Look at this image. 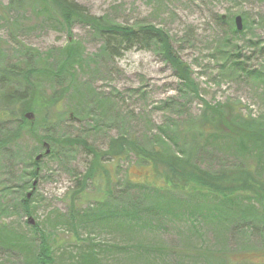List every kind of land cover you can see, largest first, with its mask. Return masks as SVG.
<instances>
[{"label": "rangeland", "instance_id": "obj_1", "mask_svg": "<svg viewBox=\"0 0 264 264\" xmlns=\"http://www.w3.org/2000/svg\"><path fill=\"white\" fill-rule=\"evenodd\" d=\"M76 1L112 22L165 29L172 50L190 70L189 79L175 72L158 46L112 56L88 26L40 13L39 0H0V69L16 64L38 70L27 81L21 73L16 83L0 80V115L13 106L4 98L7 88L25 99L31 94L26 84L33 82L37 107L43 106L42 98L65 94L48 112L25 113L55 156L33 166L46 147L30 132L0 154V225L26 233L32 252L26 256L17 248L0 249V264H37L43 235L53 264H84L82 254L91 250L97 259L92 264H264V191L254 197L259 203L253 212L227 217L208 193L177 192L169 186L165 192L164 180L133 151L104 161L106 170L100 169L82 189L80 180L93 155L80 144L54 142L83 138L104 151L113 138L125 135L145 149L161 150L166 140L212 175L249 167L264 182V149L242 144L218 124L225 115L264 127V0ZM239 15L241 31L236 30ZM67 48H78L83 62L77 57L51 77L46 66L51 61L60 66ZM233 61L242 68L235 70ZM183 81L192 82L194 89ZM25 103L7 120L0 118V138L19 126L18 112ZM211 113L216 114L214 124L207 126L213 132L195 135L192 125ZM205 209L215 210L216 218L202 217ZM104 215L112 216V222H102ZM132 220L135 225H127Z\"/></svg>", "mask_w": 264, "mask_h": 264}, {"label": "trees", "instance_id": "obj_2", "mask_svg": "<svg viewBox=\"0 0 264 264\" xmlns=\"http://www.w3.org/2000/svg\"><path fill=\"white\" fill-rule=\"evenodd\" d=\"M39 2L41 3L40 9L42 10L40 13L45 12L48 13V15H52L51 19H55V17H57L59 20L62 19L65 22H80L82 25L88 26L95 35L102 39L103 49L109 53V55L118 56L121 52L123 53L125 51H129L135 47L146 50L150 49V46H154L156 48L158 46L159 48H157L156 51L159 52V50H161L164 53L159 52L172 66L175 72L179 73L183 78L189 79L190 70L179 59V56L175 53V51L172 50L170 35L165 29L157 27L153 24L139 25V23L137 25H123L114 21L112 22L103 17L92 15L84 5H81L76 0H39ZM51 11H54L56 15L52 14ZM26 51L29 52L30 49H26ZM19 52L22 53L21 49ZM63 54L65 59L62 61L60 66L59 64H52L53 61H51V65L46 66L51 73L50 76L53 78L58 77L57 69H63L65 66L70 67V65H73L74 61H76L77 57L81 63L83 62V59L79 55L78 48L64 49ZM233 62L235 63V70L242 68L239 62ZM15 65L10 64L8 68L0 69V80L4 85H6L8 81L16 83V80L21 78V74H24V80L27 81L28 77L38 73V70H35L34 72V70L30 68V70L27 71L26 68H18ZM26 66L30 67V63ZM186 74H188L187 77L185 76ZM31 83V87L30 84H26V87L29 89V93L31 94L25 99L17 93V90L10 92V88H7L8 90L6 94H4V96L6 95L4 98H6L8 104L13 106H7V108L3 110V114L0 115L2 120H7L12 117L13 111L16 110L18 104L25 101L26 103L20 107L18 112L19 115L17 116V125L19 126L9 130L0 138V154L8 150L11 146L21 142L26 133L29 132L36 136L34 139L40 146L43 147V143H45V138L38 136L34 131V128L32 130L36 121H29L25 117V113L32 110L37 113H43L42 111L44 110H47L48 112L52 106H56L63 100L65 94L61 92L60 95H54L49 101L42 98L43 106L37 107L36 96L38 94V86L33 82ZM183 84L188 89L192 87L194 89L192 82L185 83L183 81ZM43 97H45V95H43ZM209 115L210 116H202L199 125L195 127L192 125L195 135L202 136L205 133H210L211 131L213 132L212 129H209L207 123L214 124V116L216 114L211 113ZM235 117L236 116L228 119L227 116L223 115V117L221 116V119L218 120V124L224 126L229 131L227 134L241 143L252 142L260 145L264 149V127L258 128L252 125L251 123L253 122H250L248 119L245 120L246 124H241ZM54 142L57 145L67 143L71 146H76L80 144L93 155V159L86 173L80 180L82 183H80L82 189L87 181H95L96 173L100 169L106 170V166L103 163L104 161L123 159L127 152L133 151L140 156L144 162L149 163L153 168V171L164 180V185L166 184V186L163 187V189L165 192H169L167 187L169 186L177 190V192H182L184 190L188 191L189 194L206 195V193H208L214 201L219 200V210L222 208L224 213H227V217L230 216V213L237 214L239 211H241L240 213L253 212L254 209H256L255 204L259 203V199L254 197L259 196L264 191L263 180L256 177L249 167H240L238 170L232 169L223 171L222 174L215 176L202 169L196 161L183 158L184 155L180 154L177 150H173L166 140H164L163 148L161 147V150L156 148L151 150L145 149L142 145L137 144L134 140L127 138L125 135L113 138L109 143L108 148L104 151L98 150L83 138H67L65 140H55ZM55 155L56 150L53 149L49 155L44 157H53ZM43 158L41 160H43ZM39 162L32 161V164L33 166L38 165ZM37 172L38 170L36 169L33 174H37ZM240 192H247L248 197L246 199H238L236 194ZM27 202V199L22 201V203ZM29 203H31V200H29ZM210 211L209 209L203 210L201 212V216L204 217L208 213L216 218L215 210L212 209ZM100 219L103 220L102 222L110 223L112 222L110 220H113V217L104 215L101 216ZM125 219L129 222L132 218ZM134 223V220H132V224H126L134 226ZM191 225L195 226L194 223H191ZM35 230L37 233L38 229L35 228ZM33 237L35 238L34 235ZM28 238L26 233L24 234L17 231L9 224L0 225V249L4 252L17 248L20 252H24L26 256H29L32 252L29 250L30 241ZM82 258L84 264H92V262L97 261L93 250L88 253H83ZM54 260L52 251L50 252L48 239L43 235L41 244L38 245V253L36 254L35 261L37 264H53Z\"/></svg>", "mask_w": 264, "mask_h": 264}, {"label": "water", "instance_id": "obj_3", "mask_svg": "<svg viewBox=\"0 0 264 264\" xmlns=\"http://www.w3.org/2000/svg\"><path fill=\"white\" fill-rule=\"evenodd\" d=\"M236 24H237V29L238 30H242L243 29V17L242 16H237L236 18ZM27 117L31 118L32 117V114H27ZM45 147H46V151L44 154H40L36 157V161H39L42 159V157L44 155H49L51 153V148H50V145L48 143H45L44 144ZM37 182H34V185H36ZM32 193L28 194V197H31Z\"/></svg>", "mask_w": 264, "mask_h": 264}]
</instances>
